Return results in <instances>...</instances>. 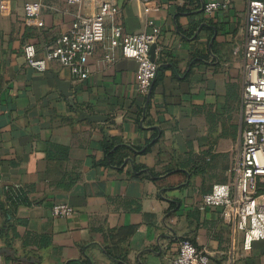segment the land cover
I'll return each instance as SVG.
<instances>
[{"label":"crops","instance_id":"0c3cea01","mask_svg":"<svg viewBox=\"0 0 264 264\" xmlns=\"http://www.w3.org/2000/svg\"><path fill=\"white\" fill-rule=\"evenodd\" d=\"M33 1L0 0V264H170L182 239L209 264H264V239L243 250L232 215L200 208L214 183L228 181L239 147L241 60L232 49L247 0L211 15L202 7L217 0H61L43 8L42 27L25 19L23 6ZM101 1L116 5L109 25L125 34L148 32L149 21L161 29L146 95L136 89L137 63L118 51L106 63L105 43L96 45L83 81L57 62L36 72L23 57L26 43L41 57L77 13L94 14ZM57 80L70 83L72 96ZM77 110L105 120L81 119ZM106 139L153 144L116 168L104 164ZM14 187L24 193L15 207L7 203ZM55 203L73 214L53 217Z\"/></svg>","mask_w":264,"mask_h":264},{"label":"built area","instance_id":"2783aa9c","mask_svg":"<svg viewBox=\"0 0 264 264\" xmlns=\"http://www.w3.org/2000/svg\"><path fill=\"white\" fill-rule=\"evenodd\" d=\"M61 0H36L23 6L25 19L42 27L41 12L47 3ZM69 5H81L82 0H64ZM231 0L210 1L202 11L211 15L228 5ZM5 7L0 5V11ZM118 13L116 5L101 1L96 13H77L69 30L49 45L41 57L31 43L22 46L27 65L36 72H44L50 62L67 68L71 77L86 80L90 75L88 61L95 47L105 43L104 61L120 57L137 63L136 89L139 94L149 93L159 65L151 59L150 47L156 43L161 29L152 21L148 32L123 33L121 27L110 24ZM241 60L239 147L228 168V181L214 183L202 196L201 209L222 208L235 218V229L242 233V249L250 250L252 243L264 239V0H247L243 35L232 49ZM14 189H19L14 187ZM8 190V189H7ZM53 217H69L73 209L65 203H55ZM170 264H209L208 255L198 250L188 239L178 242Z\"/></svg>","mask_w":264,"mask_h":264},{"label":"trees","instance_id":"16d2710c","mask_svg":"<svg viewBox=\"0 0 264 264\" xmlns=\"http://www.w3.org/2000/svg\"><path fill=\"white\" fill-rule=\"evenodd\" d=\"M156 140V138H155ZM153 143H147L144 147H130L123 144H115L110 139H106L102 143V147L106 154L104 164L111 167L120 168L126 159L131 155L145 154L150 150ZM129 161V159H128ZM132 170L135 174L147 173L153 180H158L159 176L154 171L138 165H132ZM24 193L21 189L9 188L7 190V203L13 207L23 203ZM82 264H92L90 260H85Z\"/></svg>","mask_w":264,"mask_h":264},{"label":"water","instance_id":"95a60500","mask_svg":"<svg viewBox=\"0 0 264 264\" xmlns=\"http://www.w3.org/2000/svg\"><path fill=\"white\" fill-rule=\"evenodd\" d=\"M154 48H155V45L153 44L150 47V56H151L152 60H153V55H154ZM56 83H57V87H58L59 91L63 95H65L67 97L72 96V93L68 91V88L70 87V83L69 82L57 80ZM77 114H78L79 118L87 119V120H89L91 122H102V121L105 120L104 117L96 116V115H87L83 111H80V110H77Z\"/></svg>","mask_w":264,"mask_h":264}]
</instances>
